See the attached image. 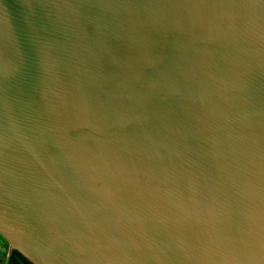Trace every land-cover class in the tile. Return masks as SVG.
<instances>
[{
    "label": "water",
    "instance_id": "water-1",
    "mask_svg": "<svg viewBox=\"0 0 264 264\" xmlns=\"http://www.w3.org/2000/svg\"><path fill=\"white\" fill-rule=\"evenodd\" d=\"M0 239L264 264V0H0Z\"/></svg>",
    "mask_w": 264,
    "mask_h": 264
},
{
    "label": "crops",
    "instance_id": "crops-1",
    "mask_svg": "<svg viewBox=\"0 0 264 264\" xmlns=\"http://www.w3.org/2000/svg\"><path fill=\"white\" fill-rule=\"evenodd\" d=\"M14 252L17 251H11L9 247L0 239V264H32L22 255L21 256L24 260L20 261L16 259L13 255Z\"/></svg>",
    "mask_w": 264,
    "mask_h": 264
},
{
    "label": "trees",
    "instance_id": "trees-1",
    "mask_svg": "<svg viewBox=\"0 0 264 264\" xmlns=\"http://www.w3.org/2000/svg\"><path fill=\"white\" fill-rule=\"evenodd\" d=\"M13 255H14V257H15L16 259H18V260H20V261L24 260V259L22 258V256H21L19 253H17V252H14ZM29 264H30V263H29Z\"/></svg>",
    "mask_w": 264,
    "mask_h": 264
}]
</instances>
